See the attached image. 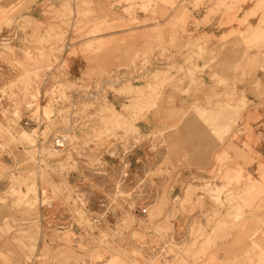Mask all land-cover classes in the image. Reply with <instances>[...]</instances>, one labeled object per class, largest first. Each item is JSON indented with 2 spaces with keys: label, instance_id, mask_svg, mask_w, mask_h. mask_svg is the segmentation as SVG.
<instances>
[{
  "label": "rangeland",
  "instance_id": "obj_1",
  "mask_svg": "<svg viewBox=\"0 0 264 264\" xmlns=\"http://www.w3.org/2000/svg\"><path fill=\"white\" fill-rule=\"evenodd\" d=\"M186 2L0 0V264H264V162L237 164L263 35L192 33Z\"/></svg>",
  "mask_w": 264,
  "mask_h": 264
},
{
  "label": "crops",
  "instance_id": "obj_2",
  "mask_svg": "<svg viewBox=\"0 0 264 264\" xmlns=\"http://www.w3.org/2000/svg\"><path fill=\"white\" fill-rule=\"evenodd\" d=\"M214 7L212 2L207 3V1H203L199 4L197 0H187L185 11L183 12V16L187 19L185 23L187 29L195 34L208 35L223 34L231 31H248L249 36L258 37L263 35L261 40L263 39L264 41V22H262L264 17V2L260 0L243 1L240 4L239 13L232 21H229V16H223V10L218 11L215 10ZM161 13L164 16L162 18L163 24L170 23L173 19L178 18L177 16L173 17L176 10L170 8L168 4L161 5ZM149 17L150 16H147V14H141V19ZM245 26H252V30H247ZM243 50H249L243 54L244 57L255 59L256 66L252 75L255 76L261 84H264V60L262 59L260 51L257 50L256 47L248 48L245 45L243 46ZM244 64L245 63L242 64V68H245ZM250 85V77L248 76L243 78L240 83L241 89L245 92L244 96L248 101V105L240 121V129H242V132L240 135L241 140L237 145L244 159L242 158L237 161V164L252 174L259 168V164L264 162V97L259 96ZM159 120L160 117L156 116V114L151 111L144 118L139 120L138 127L148 132L155 124L160 123ZM226 146L230 147L228 142ZM187 162L190 163L191 159ZM248 180H254L255 182L252 183L256 185L260 184V179L258 177L245 179V181ZM188 183L189 181L186 180L184 185ZM181 189L183 190V195L180 196V199H184L186 196V187ZM217 248L225 250V252L222 250L220 252L222 264H241L246 255L244 244H239L238 242L223 243L217 246Z\"/></svg>",
  "mask_w": 264,
  "mask_h": 264
},
{
  "label": "built area",
  "instance_id": "obj_3",
  "mask_svg": "<svg viewBox=\"0 0 264 264\" xmlns=\"http://www.w3.org/2000/svg\"><path fill=\"white\" fill-rule=\"evenodd\" d=\"M54 145L58 149L66 148L68 145V138L66 135H61L55 139Z\"/></svg>",
  "mask_w": 264,
  "mask_h": 264
},
{
  "label": "bare ground",
  "instance_id": "obj_4",
  "mask_svg": "<svg viewBox=\"0 0 264 264\" xmlns=\"http://www.w3.org/2000/svg\"><path fill=\"white\" fill-rule=\"evenodd\" d=\"M204 84V83H203ZM206 84V83H205ZM207 85V84H206Z\"/></svg>",
  "mask_w": 264,
  "mask_h": 264
}]
</instances>
